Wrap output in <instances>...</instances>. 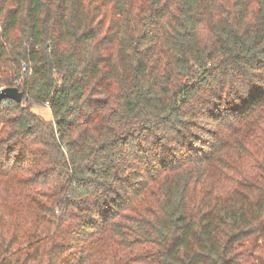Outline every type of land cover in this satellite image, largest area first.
Returning <instances> with one entry per match:
<instances>
[{
	"label": "trees",
	"instance_id": "1",
	"mask_svg": "<svg viewBox=\"0 0 264 264\" xmlns=\"http://www.w3.org/2000/svg\"><path fill=\"white\" fill-rule=\"evenodd\" d=\"M9 87L0 264H264V0H0Z\"/></svg>",
	"mask_w": 264,
	"mask_h": 264
},
{
	"label": "water",
	"instance_id": "2",
	"mask_svg": "<svg viewBox=\"0 0 264 264\" xmlns=\"http://www.w3.org/2000/svg\"><path fill=\"white\" fill-rule=\"evenodd\" d=\"M5 99L15 101L19 106H22L24 103V94L16 87L0 89V103Z\"/></svg>",
	"mask_w": 264,
	"mask_h": 264
},
{
	"label": "rangeland",
	"instance_id": "3",
	"mask_svg": "<svg viewBox=\"0 0 264 264\" xmlns=\"http://www.w3.org/2000/svg\"><path fill=\"white\" fill-rule=\"evenodd\" d=\"M32 111L35 114L42 116L47 121H51L53 119L51 109L48 105H39V104L33 105ZM258 244H259V240L253 239L248 243V246L254 249V247H256Z\"/></svg>",
	"mask_w": 264,
	"mask_h": 264
}]
</instances>
